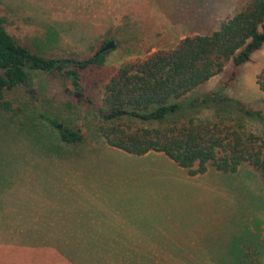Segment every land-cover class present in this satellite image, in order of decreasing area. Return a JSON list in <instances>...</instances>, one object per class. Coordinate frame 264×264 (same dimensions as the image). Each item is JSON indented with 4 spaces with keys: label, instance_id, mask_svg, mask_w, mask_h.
<instances>
[{
    "label": "rangeland",
    "instance_id": "1",
    "mask_svg": "<svg viewBox=\"0 0 264 264\" xmlns=\"http://www.w3.org/2000/svg\"><path fill=\"white\" fill-rule=\"evenodd\" d=\"M251 1L0 0V15L20 44L60 60L85 59L113 38L119 45L105 68L118 69L185 37L210 34ZM263 68L264 46L230 86L223 85L228 69L193 93L185 113L239 119L264 144L256 84ZM60 69L28 70L25 85L4 93L20 111L13 120L0 113V264L2 240L13 235L14 264H181L186 250L193 254L189 264H222L220 256L230 264H264L257 173L242 166L236 174L209 168L190 177L161 153L136 157L109 147L96 131L99 91L86 85L92 103L78 102ZM239 106L262 117L246 116ZM63 126L80 129L85 141L61 142Z\"/></svg>",
    "mask_w": 264,
    "mask_h": 264
},
{
    "label": "trees",
    "instance_id": "2",
    "mask_svg": "<svg viewBox=\"0 0 264 264\" xmlns=\"http://www.w3.org/2000/svg\"><path fill=\"white\" fill-rule=\"evenodd\" d=\"M7 22L0 15V113L13 120L20 109L5 100L4 93L25 85L28 70L50 74L62 60L20 44L8 33ZM110 41H114L115 50L119 42L109 38L94 46L91 56L68 59L72 63L59 71L70 85V96L78 102L88 107L92 103L86 85L99 91L102 108L97 112L96 131L109 147L136 157L161 153L190 177L203 175L209 168L236 174L240 167L247 166L259 175L264 187V144L258 136L236 118L215 114L202 119L185 113V102L193 93L228 69L231 71L223 85L230 86L238 69L251 62L264 46V0H252L222 20L210 34L185 37L170 50L148 52L118 69L105 68L111 50H101ZM256 84L264 108V68L256 76ZM238 110L246 116L262 117V111L244 106ZM39 115L58 127L55 118L41 112ZM58 134L60 141L68 145L85 141L78 128L63 126ZM205 252L213 260L212 250ZM184 256L188 258L180 256L179 261L189 264L193 254L186 250ZM229 261L220 256V263Z\"/></svg>",
    "mask_w": 264,
    "mask_h": 264
},
{
    "label": "crops",
    "instance_id": "3",
    "mask_svg": "<svg viewBox=\"0 0 264 264\" xmlns=\"http://www.w3.org/2000/svg\"><path fill=\"white\" fill-rule=\"evenodd\" d=\"M19 237H15L14 235L12 237L5 238V240H2L3 243V258H2V264H14L15 258L12 257V255L15 253V248L12 247V245L19 240H17Z\"/></svg>",
    "mask_w": 264,
    "mask_h": 264
},
{
    "label": "water",
    "instance_id": "4",
    "mask_svg": "<svg viewBox=\"0 0 264 264\" xmlns=\"http://www.w3.org/2000/svg\"><path fill=\"white\" fill-rule=\"evenodd\" d=\"M114 47H115V43H114V41H110V42H108L103 48H102V50L101 51H108V50H112V49H114ZM69 63H72L70 60H68V59H64V60H62L58 65H57V67L55 68V70H59L60 68H62L63 66H65V65H67V64H69ZM60 126H58V128H59Z\"/></svg>",
    "mask_w": 264,
    "mask_h": 264
}]
</instances>
